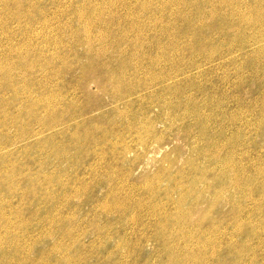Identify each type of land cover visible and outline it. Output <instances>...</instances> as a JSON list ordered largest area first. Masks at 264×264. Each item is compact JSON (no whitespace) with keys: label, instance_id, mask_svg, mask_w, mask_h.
Returning <instances> with one entry per match:
<instances>
[{"label":"rangeland","instance_id":"1","mask_svg":"<svg viewBox=\"0 0 264 264\" xmlns=\"http://www.w3.org/2000/svg\"><path fill=\"white\" fill-rule=\"evenodd\" d=\"M0 264H264V0H0Z\"/></svg>","mask_w":264,"mask_h":264},{"label":"bare ground","instance_id":"2","mask_svg":"<svg viewBox=\"0 0 264 264\" xmlns=\"http://www.w3.org/2000/svg\"><path fill=\"white\" fill-rule=\"evenodd\" d=\"M214 7H215V6H214ZM214 7H213V8H214ZM199 11H200V10H199ZM245 20H247V19H245ZM241 23H242V22H240V24H241ZM243 24H244V23H243ZM250 24H251V23H247L246 25H250ZM251 26H252V25H251Z\"/></svg>","mask_w":264,"mask_h":264}]
</instances>
